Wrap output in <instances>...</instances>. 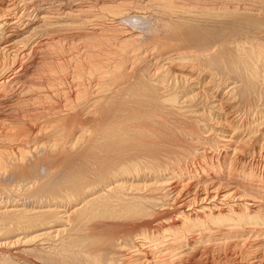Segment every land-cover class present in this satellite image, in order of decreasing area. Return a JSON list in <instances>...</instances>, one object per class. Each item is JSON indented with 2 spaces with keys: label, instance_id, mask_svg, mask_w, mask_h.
Wrapping results in <instances>:
<instances>
[{
  "label": "bare ground",
  "instance_id": "1",
  "mask_svg": "<svg viewBox=\"0 0 264 264\" xmlns=\"http://www.w3.org/2000/svg\"><path fill=\"white\" fill-rule=\"evenodd\" d=\"M0 264H264V0H0Z\"/></svg>",
  "mask_w": 264,
  "mask_h": 264
},
{
  "label": "rangeland",
  "instance_id": "2",
  "mask_svg": "<svg viewBox=\"0 0 264 264\" xmlns=\"http://www.w3.org/2000/svg\"><path fill=\"white\" fill-rule=\"evenodd\" d=\"M134 28H136L139 32H143V30H144V25L134 26Z\"/></svg>",
  "mask_w": 264,
  "mask_h": 264
}]
</instances>
